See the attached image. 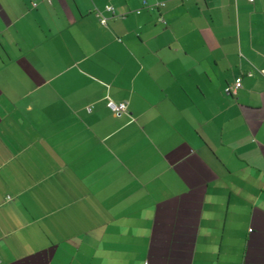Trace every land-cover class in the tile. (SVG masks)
I'll use <instances>...</instances> for the list:
<instances>
[{
  "label": "crops",
  "instance_id": "obj_1",
  "mask_svg": "<svg viewBox=\"0 0 264 264\" xmlns=\"http://www.w3.org/2000/svg\"><path fill=\"white\" fill-rule=\"evenodd\" d=\"M0 264H264V0H0Z\"/></svg>",
  "mask_w": 264,
  "mask_h": 264
},
{
  "label": "built area",
  "instance_id": "obj_2",
  "mask_svg": "<svg viewBox=\"0 0 264 264\" xmlns=\"http://www.w3.org/2000/svg\"><path fill=\"white\" fill-rule=\"evenodd\" d=\"M250 2H254L255 0H249ZM36 5V4H34ZM102 22L105 24L106 20L103 18ZM242 86L241 82L235 84L234 87H229L227 91L231 94H236L237 90ZM108 108L118 117L122 116L128 110V102H115L109 101L107 104ZM10 198V197H8Z\"/></svg>",
  "mask_w": 264,
  "mask_h": 264
}]
</instances>
